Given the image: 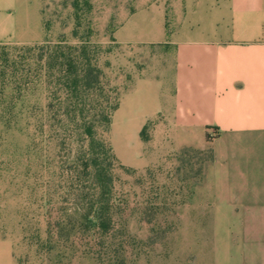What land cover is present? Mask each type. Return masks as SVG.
<instances>
[{"label":"rangeland","instance_id":"374dc122","mask_svg":"<svg viewBox=\"0 0 264 264\" xmlns=\"http://www.w3.org/2000/svg\"><path fill=\"white\" fill-rule=\"evenodd\" d=\"M41 1L44 37L0 42V264H104L99 257L116 255H124L126 264H194L184 204L204 180L201 168L211 149L184 150L188 146L172 136V123L159 115L148 118L152 80L168 59V45L121 42L129 18L140 24L150 19L145 32L162 30L153 7L160 1L171 32L172 0ZM83 40L100 46L96 61L106 86L100 100L106 106L119 102L110 127H97L116 155L115 229L104 240L89 229L79 232L78 203L94 192L92 175L80 168L90 140L67 116H49V104L57 107L60 100L50 95L45 61L36 50ZM87 114V121L97 123L94 111Z\"/></svg>","mask_w":264,"mask_h":264},{"label":"crops","instance_id":"0c3cea01","mask_svg":"<svg viewBox=\"0 0 264 264\" xmlns=\"http://www.w3.org/2000/svg\"><path fill=\"white\" fill-rule=\"evenodd\" d=\"M153 7L162 30L129 18L121 42L168 45L148 118L172 123L180 146L213 153L184 204L194 264H264V0H172L169 35L164 2ZM44 35L41 0H0V42Z\"/></svg>","mask_w":264,"mask_h":264},{"label":"trees","instance_id":"16d2710c","mask_svg":"<svg viewBox=\"0 0 264 264\" xmlns=\"http://www.w3.org/2000/svg\"><path fill=\"white\" fill-rule=\"evenodd\" d=\"M168 31V35H169ZM37 47V46H35ZM99 45L90 40H83L78 44H68L64 41L55 44H46L35 48L39 55V61H45V70L50 80L51 97L60 100L59 105L49 104L48 113L51 118L54 111L60 112V116H67L69 121L83 129V133L89 137V156L87 162L80 168L89 171L93 178V198L87 203H78V214L82 219L80 231L86 229L95 232L96 236L103 239L115 229L114 222V161L116 155L110 144L97 134L98 122L107 129L112 122V114L119 108V102L113 105H105L100 99L106 86L103 78V70L98 65L96 58ZM54 85V86H53ZM63 100V101H61ZM71 100L62 105L61 102ZM92 105V108L88 107ZM88 110L94 111L96 122L87 121ZM64 111V112H61ZM87 111V112H86ZM147 125L142 130L145 133ZM184 150L205 152L195 147H185ZM210 160L213 157L209 150ZM204 166L201 171L204 174ZM88 224V225H87ZM58 225H61L58 224ZM61 230V226H58ZM86 230V231H87ZM88 230V231H89ZM60 236L65 237L63 234ZM104 240V239H103ZM104 264H126L125 256L116 255L110 258H98ZM97 260V259H96Z\"/></svg>","mask_w":264,"mask_h":264}]
</instances>
